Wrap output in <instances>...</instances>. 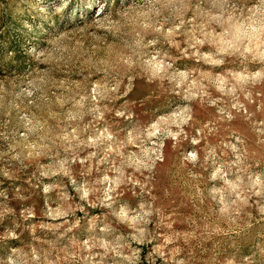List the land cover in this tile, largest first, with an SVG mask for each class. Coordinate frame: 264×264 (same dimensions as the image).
Returning <instances> with one entry per match:
<instances>
[{
	"label": "rangeland",
	"instance_id": "1",
	"mask_svg": "<svg viewBox=\"0 0 264 264\" xmlns=\"http://www.w3.org/2000/svg\"><path fill=\"white\" fill-rule=\"evenodd\" d=\"M0 264H264V0H0Z\"/></svg>",
	"mask_w": 264,
	"mask_h": 264
}]
</instances>
